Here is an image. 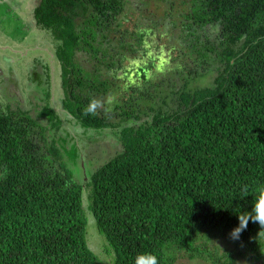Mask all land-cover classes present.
I'll use <instances>...</instances> for the list:
<instances>
[{
  "label": "trees",
  "instance_id": "1",
  "mask_svg": "<svg viewBox=\"0 0 264 264\" xmlns=\"http://www.w3.org/2000/svg\"><path fill=\"white\" fill-rule=\"evenodd\" d=\"M32 4L61 41L62 101L81 137L63 138L44 72L39 111L1 94L0 264H107L90 216L110 264H264L258 224L230 236L264 186V0ZM115 87L108 111L85 114Z\"/></svg>",
  "mask_w": 264,
  "mask_h": 264
},
{
  "label": "rangeland",
  "instance_id": "2",
  "mask_svg": "<svg viewBox=\"0 0 264 264\" xmlns=\"http://www.w3.org/2000/svg\"><path fill=\"white\" fill-rule=\"evenodd\" d=\"M5 1L8 3L11 0ZM0 2L3 1L0 0ZM28 3V0H19L18 2L13 1L12 4L8 3V5L0 6V101L2 104H5L7 99H4L2 95L3 93H7L10 95L14 104H16L15 100L19 98L20 100L26 101L27 107L39 111V105L41 104L38 103V101L43 94L41 92H36L33 86L35 85L36 88H38V85H43L35 81L39 79V76H37L39 72L37 71L40 70L41 73L44 72V84L50 81L47 89H49L51 93V104L61 116L63 125L66 128V134L63 138L68 139L67 141L71 142L73 145L76 144L81 136L79 135V128L75 126L76 124L74 125L72 117L68 114L62 101L63 98L61 96L60 87L61 73L59 70L60 62L58 63L53 48L61 44V41L56 40L48 32H43L42 28L36 26L38 24L33 19V16L29 13L26 14V6H28ZM155 7L154 5L150 8H152L151 10H155ZM17 19L19 20L18 22ZM169 38L170 35H165L162 41H158L159 45L163 47ZM155 40L157 39L153 41L150 40L152 42L149 44H155ZM172 45L174 44L169 43L166 47H172ZM167 52L170 53V49H168ZM139 56L140 55L137 57ZM162 56L163 55H155V65L158 64ZM179 62L180 61L177 62V65ZM166 66L171 68L172 65ZM119 90L120 87H115L113 90L114 92H110L113 96L99 98L98 101H100V105L97 110L108 111L107 107L111 105L107 103L108 97H114L115 100H118L115 92ZM28 91H31V93L36 92L35 101H32L31 94H27ZM21 93L26 95H20ZM87 135H90V133L84 134L85 137ZM107 149L108 145H103L102 150L106 151ZM113 151L116 152L117 148L115 150L113 147ZM93 222L94 219L90 216L91 224L88 228L89 245L107 264H110L112 263V257L107 255L104 239L98 233Z\"/></svg>",
  "mask_w": 264,
  "mask_h": 264
},
{
  "label": "clouds",
  "instance_id": "3",
  "mask_svg": "<svg viewBox=\"0 0 264 264\" xmlns=\"http://www.w3.org/2000/svg\"><path fill=\"white\" fill-rule=\"evenodd\" d=\"M40 75V70H38ZM110 96V94H108ZM114 97H108L107 103L112 104ZM100 105V101L91 100L85 108V114H96V110ZM238 215V225L232 229L230 236L233 239H239L240 235L244 230L247 229L249 222L258 224L261 229H264V186L259 187L258 194L255 197L254 203L252 204L251 211L246 215ZM134 264H160L159 258L152 253H141L135 258Z\"/></svg>",
  "mask_w": 264,
  "mask_h": 264
},
{
  "label": "crops",
  "instance_id": "4",
  "mask_svg": "<svg viewBox=\"0 0 264 264\" xmlns=\"http://www.w3.org/2000/svg\"><path fill=\"white\" fill-rule=\"evenodd\" d=\"M3 2H0V6H2V5H8V3L9 4H12V2L13 1H15V2H18L19 0H11V1H9L8 3L5 1V0H2ZM29 1V3H28V6H26L27 8L29 7V8H31V5H33L32 4V0H28Z\"/></svg>",
  "mask_w": 264,
  "mask_h": 264
}]
</instances>
